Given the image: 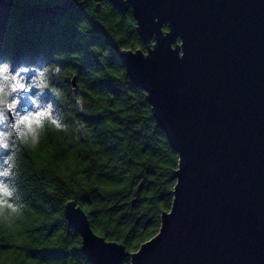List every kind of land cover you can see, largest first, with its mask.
Returning <instances> with one entry per match:
<instances>
[{
  "label": "trees",
  "instance_id": "16d2710c",
  "mask_svg": "<svg viewBox=\"0 0 264 264\" xmlns=\"http://www.w3.org/2000/svg\"><path fill=\"white\" fill-rule=\"evenodd\" d=\"M138 49L132 10L111 0H0V68H29L21 75L61 124L18 125L5 108L14 73L0 74V184L13 191L0 199L16 207L0 204V264H91L68 201L129 252L158 233L179 156L119 55Z\"/></svg>",
  "mask_w": 264,
  "mask_h": 264
},
{
  "label": "water",
  "instance_id": "95a60500",
  "mask_svg": "<svg viewBox=\"0 0 264 264\" xmlns=\"http://www.w3.org/2000/svg\"><path fill=\"white\" fill-rule=\"evenodd\" d=\"M146 51L119 55L179 156L158 233L129 252L65 204L91 264H264V0H111ZM76 86V78H73Z\"/></svg>",
  "mask_w": 264,
  "mask_h": 264
},
{
  "label": "snow or ice",
  "instance_id": "6c2138e0",
  "mask_svg": "<svg viewBox=\"0 0 264 264\" xmlns=\"http://www.w3.org/2000/svg\"><path fill=\"white\" fill-rule=\"evenodd\" d=\"M11 71L14 75L11 77L14 83L11 87L10 100L11 102L5 105L8 115L12 117H18V125H26L29 130L35 129L42 125L44 119H51V122L56 124L57 127H61L60 121L53 117L52 106L50 104L38 103V97L36 93L32 91V85L28 84L26 79L21 75L22 73H28L30 70L27 67H22L19 72L13 69H8L6 66L0 68V74ZM7 79V77H5ZM5 117V111L0 110V121ZM3 135V133H0ZM0 148L7 149V142L0 141ZM3 176H7L8 172L4 171ZM6 186L0 184V193L6 190Z\"/></svg>",
  "mask_w": 264,
  "mask_h": 264
},
{
  "label": "clouds",
  "instance_id": "9594fccd",
  "mask_svg": "<svg viewBox=\"0 0 264 264\" xmlns=\"http://www.w3.org/2000/svg\"><path fill=\"white\" fill-rule=\"evenodd\" d=\"M12 195H13V191L10 190L9 188H6V190L2 193L3 197H11ZM4 203H6L7 207L12 209L13 212L16 211V207L12 203H10L6 200L0 199V204H4ZM5 219H7V218L5 217Z\"/></svg>",
  "mask_w": 264,
  "mask_h": 264
}]
</instances>
